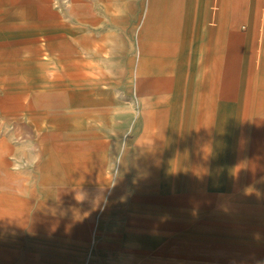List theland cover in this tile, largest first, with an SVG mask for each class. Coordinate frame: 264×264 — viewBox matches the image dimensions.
I'll use <instances>...</instances> for the list:
<instances>
[{
  "label": "rangeland",
  "instance_id": "374dc122",
  "mask_svg": "<svg viewBox=\"0 0 264 264\" xmlns=\"http://www.w3.org/2000/svg\"><path fill=\"white\" fill-rule=\"evenodd\" d=\"M77 1L99 19L89 27L107 34L100 42L105 51L93 59L72 51L58 65L48 63L53 58L31 29L28 3L49 6L71 33L92 38L68 12L71 1L0 0V159L9 162L0 168L41 167L36 180L24 181L36 186L35 226L28 228L29 218L19 233L7 232L19 240L20 264H264V69L258 62L264 0H220L216 7L214 0H154L157 15H190L195 30V100L185 94V103L195 102V125L189 118L190 127L166 139L168 146L152 147L163 159L156 162L163 176L160 203L153 199L158 180L132 174L138 113L149 109L140 102L154 96L144 85L136 88L137 33L150 0ZM108 17L116 24L110 26ZM223 19L228 23L221 24ZM213 29L210 61L200 64L199 48ZM51 92L62 93L64 106L58 113L37 110L44 102L62 104L33 98ZM254 133L260 144L256 158ZM88 141L96 143V160H102V189L95 179L76 186L66 176L68 144ZM124 157L129 169L116 188ZM152 164L147 159L145 165ZM56 204L61 211L54 210ZM61 216L81 233L62 234L56 223L45 222ZM129 219L142 231L126 242L122 233L132 230Z\"/></svg>",
  "mask_w": 264,
  "mask_h": 264
},
{
  "label": "crops",
  "instance_id": "0c3cea01",
  "mask_svg": "<svg viewBox=\"0 0 264 264\" xmlns=\"http://www.w3.org/2000/svg\"><path fill=\"white\" fill-rule=\"evenodd\" d=\"M70 1L71 5L68 12L76 16L79 20L78 27L82 30L86 29L92 38L84 33H71L64 27V23L58 20V14L51 10L49 6L39 5L33 2L32 4L28 3L30 11L27 18L31 20V29L38 33L37 39H42V46H45V51L53 58L49 59L48 63L62 65L67 59V54L72 51L79 52L77 55L79 59H83L81 54L87 58H100L102 57V52L105 51V47L100 42L106 38L104 36H107V34L102 36L100 30H92L89 27L97 24L99 19L91 13V10L84 2L77 0ZM220 3V0H214L213 5L216 7ZM155 4L154 0L152 2L150 0L143 25L137 33L139 57L136 68V88L140 90L144 85L152 89L154 96L147 103L145 101L140 102L141 105H147L149 109L138 113L137 120L141 124L140 128H138L140 134L135 138L136 144L133 143L136 147L133 149L135 155L133 154L132 174L135 178H138L137 175H142L147 176L149 179L158 180V185L155 184L158 194L153 199L155 202L160 203L163 201L161 195H159L161 194L159 191H162L160 181L163 176L158 174L156 162L161 160L162 156H155V150L152 147L168 146L169 142H166V139H174V137H177L181 127H190V123H194L195 125V102L185 103L186 95L189 99L195 100V30L192 29V24L187 20L191 17L190 15L168 14L166 16H160L155 13L157 10ZM220 11L221 9H219V13ZM217 12L218 9L215 13ZM62 14L64 15L65 11H62ZM107 21L110 26L116 24L112 17H108ZM225 22L228 23V19H225V21L224 19L221 20V24ZM221 24L219 23L217 27L221 28ZM252 28L253 31L251 29L249 30L251 32V45H253L252 40L255 35L254 27ZM217 30H209L207 38L199 48L203 52L200 64L209 63L211 57L210 52L213 49V39L211 37L214 33L217 34ZM261 35H264V29H261ZM155 38L160 41H157V43L159 42V46L152 45V43L156 42L154 40ZM89 41H91V44H88ZM72 43H75L76 46L74 47ZM40 50L41 47H36V54ZM258 53L259 66L264 69V39L262 38ZM253 57L254 54L250 51L249 62L253 60ZM249 64L251 65V63ZM261 81H264V79ZM207 82V78L202 80V85H206ZM19 96L22 99L23 96ZM33 98L37 100L38 98L44 100L52 98L62 101V104L59 105L44 102L40 107L36 108L37 110L42 108L45 112L54 111L58 113L60 108L65 104L61 92H51L45 95L38 93ZM48 105L51 107L48 108ZM211 106V103H209V107ZM254 107L259 108L260 104L256 102L254 103ZM189 118L192 121L186 123ZM153 128H155V131L151 132ZM240 136L242 140V133ZM149 138L151 141H147ZM253 138V146L255 148L254 152L252 150L253 153L251 155L256 154L254 157L256 158L257 148L260 147V144L255 142L258 139L255 133ZM92 142L68 144L69 153L65 172L66 176L72 181V184L75 183L76 186L91 184L95 179V183L99 184L98 187L102 189V160H96L99 152L95 149L96 143ZM149 158L153 161V164L145 165ZM0 162L3 166L9 164L5 158L0 159ZM109 162V167L115 165L114 159H111ZM27 164L29 163L27 162ZM129 164L130 162L127 157L120 159L117 170L119 175L117 176L116 188L122 183L123 174L128 171ZM38 166L39 163H31L28 169L17 171H11L6 167L0 168V189L3 190V194L0 195V264H20L24 261L23 257L18 255L19 240L12 238L7 232L19 233L20 229L22 230L24 227L25 221L29 218L31 219L28 228L33 229L35 226L36 219L38 218V204L35 198L36 186L33 185V188L27 187L24 181L28 180L31 183L32 178L36 180V176L39 174ZM22 173H28L29 176L23 177ZM151 187H153V182L148 186L150 189ZM88 192L85 191V194ZM58 195L62 197L60 190ZM93 195L95 196L97 194L93 193ZM148 199L150 198H146V200ZM54 210L61 211L62 209L56 204ZM61 217L53 220L52 218H48L45 222L47 225L50 224V226L56 223L55 228H58V231L62 232V234H72L77 231L79 234L81 233L79 228L74 231L70 224L67 223L68 218ZM70 219L74 218L70 217ZM131 220L129 219L128 225L132 227V230L126 231L124 229L122 241L129 242L128 240L130 238L138 235V232L142 231L139 228H135Z\"/></svg>",
  "mask_w": 264,
  "mask_h": 264
}]
</instances>
